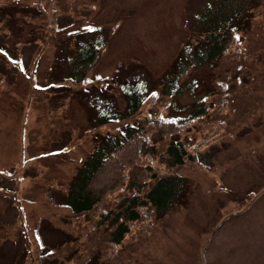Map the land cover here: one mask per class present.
<instances>
[{"label": "rangeland", "instance_id": "obj_1", "mask_svg": "<svg viewBox=\"0 0 264 264\" xmlns=\"http://www.w3.org/2000/svg\"><path fill=\"white\" fill-rule=\"evenodd\" d=\"M219 1H0V264H264V0H232L241 11L236 43L187 73L195 93H162L182 46L201 37L199 16ZM101 36L96 64L71 77L77 44ZM129 79L147 82L138 117L185 115L199 98L211 105L187 140L210 135L217 99L228 96L230 109L205 161L179 168L187 199L164 215L145 209L150 217L117 245L106 208L77 216L64 194L100 137L119 130L96 120L107 104L124 110L120 83ZM116 195L107 208L121 201Z\"/></svg>", "mask_w": 264, "mask_h": 264}, {"label": "trees", "instance_id": "obj_2", "mask_svg": "<svg viewBox=\"0 0 264 264\" xmlns=\"http://www.w3.org/2000/svg\"><path fill=\"white\" fill-rule=\"evenodd\" d=\"M239 9V5L233 4L232 0H221L199 16L201 37L196 41H186L169 65L163 77L164 95L173 97L188 90L195 93L197 82L186 79L187 73L196 66L220 59L230 51L238 36L235 32L238 26H234V21L241 14ZM101 37L98 43L93 38L77 44L75 54L68 61L71 77L82 78L96 64L106 44L105 38ZM120 86L126 101L124 110L107 104L98 112L96 120L100 124L117 123L119 130L105 132L100 137L64 194V202L74 215L106 208L101 217L103 221L112 218L116 226L109 239L117 245L132 225L150 217L145 209L150 208L164 215L178 201L187 199L189 180L179 168L195 160L205 161L202 151L209 143L213 146L224 133L230 109L228 96L217 99V115L210 122V135L196 140L191 136L187 140L185 133L211 110V105L204 98L188 104L190 111L185 115L166 114L162 109L138 117L149 102L146 80H124ZM158 97L156 92L150 100L151 107L158 108ZM155 135H160L162 139L156 140ZM161 147H164V152L158 151ZM157 151L160 154L158 162L155 161ZM204 153L206 156L207 153ZM134 169L137 171L132 174ZM113 194H117L116 198L121 201L115 208H107Z\"/></svg>", "mask_w": 264, "mask_h": 264}]
</instances>
